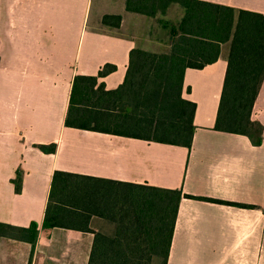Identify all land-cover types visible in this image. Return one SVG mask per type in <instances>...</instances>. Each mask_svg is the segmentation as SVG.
<instances>
[{"label":"crops","instance_id":"crops-1","mask_svg":"<svg viewBox=\"0 0 264 264\" xmlns=\"http://www.w3.org/2000/svg\"><path fill=\"white\" fill-rule=\"evenodd\" d=\"M198 1L264 16V0ZM184 14L178 4L154 16L133 13L126 0H0V223L37 225L34 244L0 236V264H88L95 234L116 237V222L91 211L95 193L71 187L65 194L55 173L221 202L181 199L166 264H264V79L250 115L262 126L258 146L214 129L229 42L215 62L184 71L170 117L160 120L183 126L182 102L194 103L189 148L141 132L157 122L150 106L132 114L121 109L123 94L106 95L122 86L133 49L170 54L171 29ZM105 15L120 16L119 26L103 25ZM106 65L115 70L99 77ZM124 197L109 192L99 202ZM49 206L89 217L77 228L45 229Z\"/></svg>","mask_w":264,"mask_h":264},{"label":"trees","instance_id":"trees-1","mask_svg":"<svg viewBox=\"0 0 264 264\" xmlns=\"http://www.w3.org/2000/svg\"><path fill=\"white\" fill-rule=\"evenodd\" d=\"M170 4H178L185 11L179 26L171 29L173 40L170 54H153L133 49L122 86L116 91L106 92V95L116 97L123 94L125 103L121 109L132 114L141 113L150 106L152 118L156 113L157 122L153 126L144 127L141 132L155 141L189 148L194 132V103L182 102L183 126L180 121L165 126L160 120L170 117V109L180 95L184 71L201 69L215 62L220 44L229 42L227 67L214 129L244 135L254 146H258L262 141V126L252 122L250 115L264 79V16L198 0H126V10L154 16L157 12L164 13ZM120 20L118 15H105L102 24L117 28ZM114 70V66L106 65L98 76H105ZM76 80L89 86L96 83L94 77H79ZM186 110L189 114L187 123ZM72 124L68 119L65 122L66 126ZM77 128L95 129L86 126ZM39 149L53 152L55 148L39 146ZM56 178L61 180L65 194H70L71 187L94 192L97 206L91 211L117 224V235L112 240L99 234L94 235L88 264H151L155 260L157 264H166L181 199L218 202L183 196L180 190L131 186L65 173H55L53 182ZM14 183L15 191L19 192V180ZM109 192L125 193V197L106 199L100 203L99 198ZM234 206L249 207L241 204ZM81 212L86 213V216L65 207L54 212L49 206L45 212L43 228H77L81 221L89 217V211L82 209ZM84 230L88 231L87 226ZM0 236L34 244L37 225L31 223L29 227L22 228L0 223Z\"/></svg>","mask_w":264,"mask_h":264},{"label":"rangeland","instance_id":"rangeland-1","mask_svg":"<svg viewBox=\"0 0 264 264\" xmlns=\"http://www.w3.org/2000/svg\"><path fill=\"white\" fill-rule=\"evenodd\" d=\"M151 264H157L156 260H155V261H153Z\"/></svg>","mask_w":264,"mask_h":264}]
</instances>
